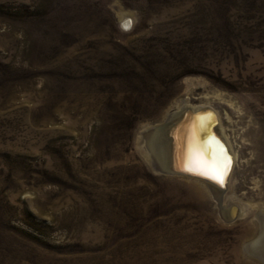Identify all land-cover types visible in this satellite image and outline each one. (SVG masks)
Instances as JSON below:
<instances>
[{"label": "rangeland", "instance_id": "rangeland-1", "mask_svg": "<svg viewBox=\"0 0 264 264\" xmlns=\"http://www.w3.org/2000/svg\"><path fill=\"white\" fill-rule=\"evenodd\" d=\"M205 94L232 220L137 142ZM259 211L264 0H0V264H263Z\"/></svg>", "mask_w": 264, "mask_h": 264}, {"label": "bare ground", "instance_id": "bare-ground-1", "mask_svg": "<svg viewBox=\"0 0 264 264\" xmlns=\"http://www.w3.org/2000/svg\"><path fill=\"white\" fill-rule=\"evenodd\" d=\"M128 17H129V14L127 12L122 11L120 13V20L121 21H124ZM201 98L202 99H201L200 103L195 104V103L190 102L188 100V97H184L183 100L181 101V103L178 105L177 109L172 110L168 115H166V117L162 121L155 123V124H152V125L146 124L142 127V129H140L139 134H138V138H137V142H141L140 151H141L142 155L144 156V159L149 163V165L151 167H153V168L154 167H157V168L160 167V168L168 169V168H172L173 166L178 164V158H177L176 154L178 152L177 148L179 145V139L173 133L171 136L169 134L167 135V127H169L170 123H172L173 121H176L182 115V113H184V109L186 107H191L192 109H195V108H199V107L208 105V106H211L212 108H214L213 105L211 104V99L209 98V96L207 97L205 94V95H202ZM216 112L218 113L219 120H220V123H219L220 133L224 136V138L226 140V144L230 147V150L233 152V155H234L233 165H234V163L238 157L237 152L234 151V149L232 148V144L230 143L231 141L226 136L227 134L224 135L225 132L223 133L222 122H221L222 120L220 118L219 112L217 110H216ZM158 125H160V127H158V129H156V127ZM192 140L194 141V145L189 140L188 141V148L195 149L196 139H192ZM185 146H186V144H185ZM192 154H193V152L192 153L188 152V162L187 163L192 161ZM166 175L183 177L186 179H192V180L198 181L201 184H203L206 187V189L208 190L211 198L214 201H216L217 204L219 205L221 214H224L223 217L227 218L228 220H231V215L236 214L237 210H238L237 216L238 215H244L245 216L250 212V208H252L251 203L248 201L242 202V200L239 199V202H241V208H240V207H238V205L236 203L230 202L229 200H226V198H224L226 191L223 192L222 190L218 189L216 186L208 183L205 180L195 178L192 176H188V175L183 176V175L170 174V173H167ZM229 181H230V178H229ZM227 187H229V184L227 185ZM259 214H261L262 216H259ZM259 214H258V216H259V219L261 220L259 228H260L261 232L259 231L260 235H259L258 239L255 240L256 243H258V246L255 248V251L254 250L253 251L255 252L256 256H258L261 259V261L264 263V217H263L264 211H259Z\"/></svg>", "mask_w": 264, "mask_h": 264}, {"label": "water", "instance_id": "water-1", "mask_svg": "<svg viewBox=\"0 0 264 264\" xmlns=\"http://www.w3.org/2000/svg\"><path fill=\"white\" fill-rule=\"evenodd\" d=\"M219 123L218 113L211 106L207 105L195 109L186 107L184 113L167 127V135L169 134L171 136L173 133L179 139L178 152L176 154L178 164L168 169L160 167H154V169L163 174L170 173L199 178L225 192L233 168L234 155L230 147L226 144L224 136L220 133ZM158 127H160V125H158L156 129H158ZM192 139H196L195 149L188 148L189 140L194 145ZM188 152H193L192 160L198 158L207 164H212L213 157L220 158L225 165L224 183L220 184L205 176L186 171L185 165L188 164ZM237 213L231 215V220L236 218Z\"/></svg>", "mask_w": 264, "mask_h": 264}, {"label": "snow or ice", "instance_id": "snow-or-ice-1", "mask_svg": "<svg viewBox=\"0 0 264 264\" xmlns=\"http://www.w3.org/2000/svg\"><path fill=\"white\" fill-rule=\"evenodd\" d=\"M129 26L130 25L127 24L125 25V27ZM185 170L205 176L220 184H223L225 180V165L224 162L218 157H213L212 164H207L198 158L193 159L185 165Z\"/></svg>", "mask_w": 264, "mask_h": 264}]
</instances>
